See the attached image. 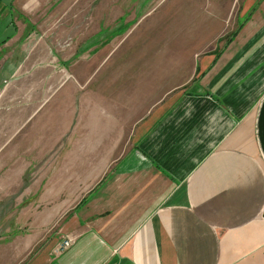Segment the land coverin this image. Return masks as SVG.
Wrapping results in <instances>:
<instances>
[{"label":"crops","instance_id":"obj_1","mask_svg":"<svg viewBox=\"0 0 264 264\" xmlns=\"http://www.w3.org/2000/svg\"><path fill=\"white\" fill-rule=\"evenodd\" d=\"M36 3L0 0L4 86L41 29ZM235 20L200 49L169 52L159 79L102 97L99 138L53 147L49 172L23 182L20 145L2 155L0 264H264V0Z\"/></svg>","mask_w":264,"mask_h":264},{"label":"rangeland","instance_id":"obj_2","mask_svg":"<svg viewBox=\"0 0 264 264\" xmlns=\"http://www.w3.org/2000/svg\"><path fill=\"white\" fill-rule=\"evenodd\" d=\"M35 1L36 11L44 10L41 29L25 39L17 55L21 63L6 75L8 84L0 82V103L10 116L0 159L20 145L15 161L32 162L23 182L41 164L51 166L53 147L62 151L99 138L102 97L114 99L117 90L122 93L137 80L133 77L149 78L158 65L163 68L159 63L169 61V52L200 49L213 29L229 33L247 1L257 0ZM163 72L159 69V78ZM40 171L48 182L40 186L51 192V174ZM5 174L9 177L10 169L1 166L0 177Z\"/></svg>","mask_w":264,"mask_h":264},{"label":"built area","instance_id":"obj_3","mask_svg":"<svg viewBox=\"0 0 264 264\" xmlns=\"http://www.w3.org/2000/svg\"><path fill=\"white\" fill-rule=\"evenodd\" d=\"M261 218L264 221V207H263V210L261 212ZM71 242H72V238L71 237H65V238H63L58 243V245L55 247V252H61V251L65 250L66 248H68L70 246Z\"/></svg>","mask_w":264,"mask_h":264}]
</instances>
